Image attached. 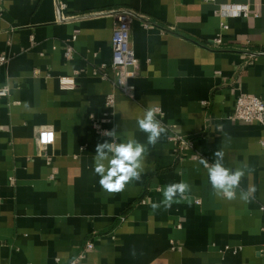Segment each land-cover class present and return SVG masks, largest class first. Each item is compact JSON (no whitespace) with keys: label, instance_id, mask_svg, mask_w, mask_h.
<instances>
[{"label":"crops","instance_id":"1","mask_svg":"<svg viewBox=\"0 0 264 264\" xmlns=\"http://www.w3.org/2000/svg\"><path fill=\"white\" fill-rule=\"evenodd\" d=\"M61 1L71 20L59 19L55 0H0V89L9 90L0 98V264H67L87 241L94 248L78 264H263L264 128L230 117L241 93L264 103V0ZM233 3L249 17L215 13ZM114 12L129 16L132 99L99 74ZM109 95L108 130L148 148L140 181L114 195L94 173L96 145L110 139L91 120ZM149 107L167 129L154 147L136 123ZM217 150L228 168L247 164L251 202L239 190L232 201L213 193L201 159L213 163ZM181 180L187 198L153 213L164 186Z\"/></svg>","mask_w":264,"mask_h":264},{"label":"clouds","instance_id":"2","mask_svg":"<svg viewBox=\"0 0 264 264\" xmlns=\"http://www.w3.org/2000/svg\"><path fill=\"white\" fill-rule=\"evenodd\" d=\"M159 112V109L149 107L136 121L139 131L146 134L147 145L153 147L167 131L166 126L157 118ZM102 135L109 137L110 140L96 145L94 173L100 177L99 185L106 193L119 194L130 183L140 181L144 172L148 148L146 144L135 139L133 134H129L121 142L120 132H117L116 127L104 131ZM224 155L222 150H217L214 153L213 163L201 159V163L207 170L208 181L213 193L218 197L232 201L237 199L239 190V199L245 203L251 202L256 192L255 187L241 188L247 164L233 170L224 165ZM189 191L190 185L183 180L164 186L162 189L163 199L151 204L152 212L155 213L161 207L165 210L170 209L174 203L186 199V193ZM133 255H135V250H133Z\"/></svg>","mask_w":264,"mask_h":264},{"label":"built area","instance_id":"3","mask_svg":"<svg viewBox=\"0 0 264 264\" xmlns=\"http://www.w3.org/2000/svg\"><path fill=\"white\" fill-rule=\"evenodd\" d=\"M36 1V0H29ZM214 2L215 0H206ZM55 5L59 19L61 21L71 20L74 17L63 16V11L66 6L61 0H55ZM223 19L226 18H248L250 15V9L248 5L239 4H225L221 5L215 12ZM114 17L117 19V25L113 31L111 39V60L108 66L100 67L99 74L103 79H109L112 77L115 89L120 93L124 94L129 98H133L131 89L129 88V81L137 75L138 61L135 58L133 49L130 46V31L129 24L127 21L128 14L124 12H114ZM222 28L227 29L228 26L222 23ZM76 37H73L75 40ZM215 43L220 45L221 40L216 39ZM65 57L67 59L72 57V48L67 47L65 51ZM6 62L5 57L0 58V64ZM98 72V71H97ZM61 87L63 88H73L75 83L72 77H62L59 80ZM9 90L4 87L0 89V98H5L8 96ZM115 104L114 95H109L105 99L106 110L100 118L91 117L92 127L96 134L100 137H106L102 133L108 130L107 126L112 123L111 109ZM159 109V108H156ZM160 110V109H159ZM161 111L159 112V115ZM158 115V116H159ZM232 120L244 123H255L264 128V103L261 99L251 96L245 93L239 94L234 99V109L230 117ZM109 138V137H106ZM110 139V138H109ZM175 142H178L180 147L189 145L188 141H185L181 137H173ZM260 145L264 148V138L260 141ZM184 148V147H183ZM195 159H198L195 156ZM261 211L264 214V204L261 206ZM94 244L91 241H87L82 249L73 259H71L67 264H78L84 259L85 253L92 251ZM262 262L264 264V245L261 251Z\"/></svg>","mask_w":264,"mask_h":264}]
</instances>
